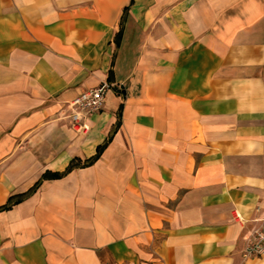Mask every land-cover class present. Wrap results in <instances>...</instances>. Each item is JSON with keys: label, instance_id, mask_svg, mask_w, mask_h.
I'll use <instances>...</instances> for the list:
<instances>
[{"label": "crops", "instance_id": "0c3cea01", "mask_svg": "<svg viewBox=\"0 0 264 264\" xmlns=\"http://www.w3.org/2000/svg\"><path fill=\"white\" fill-rule=\"evenodd\" d=\"M263 214L264 0H0V264H264Z\"/></svg>", "mask_w": 264, "mask_h": 264}, {"label": "built area", "instance_id": "2783aa9c", "mask_svg": "<svg viewBox=\"0 0 264 264\" xmlns=\"http://www.w3.org/2000/svg\"><path fill=\"white\" fill-rule=\"evenodd\" d=\"M111 86L109 81H101L96 86L82 90L69 101L68 115L71 118V126L76 131H85L89 128L91 115L103 107L106 92ZM233 216L236 220H242L235 209ZM242 253L244 257L264 254V214L258 218V224L250 230Z\"/></svg>", "mask_w": 264, "mask_h": 264}]
</instances>
